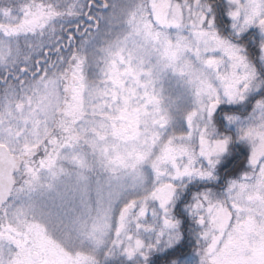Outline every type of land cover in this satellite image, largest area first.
I'll use <instances>...</instances> for the list:
<instances>
[{"label":"snow or ice","instance_id":"snow-or-ice-1","mask_svg":"<svg viewBox=\"0 0 264 264\" xmlns=\"http://www.w3.org/2000/svg\"><path fill=\"white\" fill-rule=\"evenodd\" d=\"M0 264H264V0H0Z\"/></svg>","mask_w":264,"mask_h":264}]
</instances>
